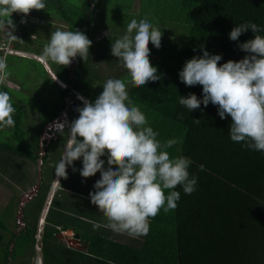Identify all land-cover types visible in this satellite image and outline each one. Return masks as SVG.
Masks as SVG:
<instances>
[{
  "label": "trees",
  "instance_id": "16d2710c",
  "mask_svg": "<svg viewBox=\"0 0 264 264\" xmlns=\"http://www.w3.org/2000/svg\"><path fill=\"white\" fill-rule=\"evenodd\" d=\"M180 1L184 9L193 5L196 8L185 14L181 9L177 16L170 14L166 19L177 22L170 27L178 34L177 41L167 44L166 38L159 49L152 44L149 46L156 56L150 63L157 67L159 80L149 81L144 86L132 85L129 73L121 63L120 73L102 76L98 72L101 65L98 67L90 62L80 65L76 60L78 55L75 62L73 59L67 66L60 65L57 72L61 80L71 84L89 101L99 96L107 79L124 80L132 104L149 119L148 125L159 133L157 138L162 143L170 139L177 141L167 149L170 157L183 155L192 160L188 171L197 177L196 191L186 195L177 186L175 190L180 192L177 207L168 212L161 210L150 218L147 235L130 239L124 233L119 234V238L105 227L108 221L104 218L100 221L97 214L88 213L89 221L88 217H82L87 211H82L81 199L92 188L95 177L100 178V173L82 178L79 174L82 163L74 161L77 171H70L66 179L59 178L45 213L40 235L43 264H264V153L231 141L228 134L231 118L221 119L217 106L209 103L204 107L202 104L199 109L188 112L178 102L180 96L187 97L190 93L198 98L202 95V86H185L178 78L186 60L203 54L201 46L209 54L222 56L218 66L229 60L238 61L246 55L238 44L254 38V33L248 30L238 41H231L229 33L245 22L264 26V0ZM45 3V9H33L29 13L56 15L68 24L69 31L85 33L93 29L94 0H82L77 6L67 0H45ZM22 14H11L14 25ZM258 34L264 36V32ZM103 36L94 43L95 60L108 65L120 62L97 44L106 40L107 35ZM178 43L182 46L177 53L164 54L169 50L176 51ZM0 91L9 94L16 109L15 126L11 127L12 133L5 140L12 143L0 141V173L16 182H26L27 174L17 167L18 157H25L35 164L40 159L38 169L41 172L36 185L29 186L30 190L24 191L17 197L19 199L10 198L7 202L8 224L5 219H0V264H11L34 250L37 218L57 165V157L50 159L48 148L56 138L54 125L65 109L67 92L61 90L57 100L44 107L43 119L35 135L27 139L18 101L12 100L10 89L3 83ZM178 112L184 114L183 119L177 118ZM76 118L77 115L69 116L66 122L70 124ZM193 120H200V123ZM50 127L52 131L47 130ZM63 138L61 140L65 141ZM49 162H52L51 166H44ZM44 169L51 170L49 177L44 174ZM167 192L165 190V195ZM93 206L90 205L88 210L93 212ZM15 207L17 211H9ZM94 224L98 226L94 228ZM67 227L78 236L83 244L81 248L68 247L59 241L57 233Z\"/></svg>",
  "mask_w": 264,
  "mask_h": 264
},
{
  "label": "clouds",
  "instance_id": "9594fccd",
  "mask_svg": "<svg viewBox=\"0 0 264 264\" xmlns=\"http://www.w3.org/2000/svg\"><path fill=\"white\" fill-rule=\"evenodd\" d=\"M45 8V0H0V32L8 40L17 39L12 34L15 25L11 14L27 15L30 10ZM25 22L22 18L21 23ZM248 30L254 33V38L238 44L246 53L238 61L229 60L218 66L222 56L209 54L203 46L201 56L185 61L178 78L185 86H202V95L198 98L190 93L187 97L180 96L178 102L188 112L199 109L202 104L204 107L209 103L217 106L221 119L231 118L230 140L264 153V36L258 34L264 32V26L255 22L241 23L230 31L229 39L238 41ZM161 36V28L151 20L132 19L124 35L112 42L111 55L128 71L132 85L144 86L160 79L157 67L150 63L148 45L151 42L159 49ZM91 43L78 30L57 29L44 46L41 59L64 66L77 55L86 60ZM4 51L11 50L5 47ZM6 69V60L0 57V84L9 75ZM102 88L94 101L77 96L83 106L75 109L79 115L70 124L66 121L55 123V130L68 137L55 175L66 179L68 167L77 171L73 166L77 160L82 163L79 169L82 178L93 177L99 172L100 178L93 184L89 198L107 217L105 227L133 238L144 236L149 232L150 218L161 210L168 212L177 207L180 192L176 187L190 195L196 191L197 177L188 171L192 164L190 158L170 157L167 149L177 141L170 139L162 143L157 138L159 133L132 104L124 80L109 78ZM15 111L9 94L0 91V130L15 126ZM177 118L183 119L184 114L178 112ZM193 122L199 124L200 120ZM200 169L204 170L203 165ZM165 190H168L167 195Z\"/></svg>",
  "mask_w": 264,
  "mask_h": 264
},
{
  "label": "rangeland",
  "instance_id": "374dc122",
  "mask_svg": "<svg viewBox=\"0 0 264 264\" xmlns=\"http://www.w3.org/2000/svg\"><path fill=\"white\" fill-rule=\"evenodd\" d=\"M69 4L73 6H77L81 3L82 0H67ZM95 2V9L93 13V19H92V26L93 29L100 30L99 28H104L105 30L97 37L100 38L102 35L106 36L107 38L105 41L97 43L105 48L106 54L111 55V44L116 39L120 38L124 35L126 32L127 24L132 20L136 19L137 21L147 18L151 20L154 24L159 25L161 28L162 36L161 41L163 42L167 38V44H174L178 39V34H175L176 32H173V30H170V27L175 25L177 22L175 20H169L166 19L169 17L170 14H172L174 17L178 15V11L182 10V13L185 14L187 11L192 12V9L196 8V5H193L191 7H188L184 9L182 3L180 0H94ZM181 19V18H180ZM59 21V20H56ZM59 23V22H57ZM56 31V30H55ZM169 31V33H168ZM54 32L53 30L48 31V42L50 39L51 33ZM89 31H85V35L88 37ZM90 34V33H89ZM103 36V37H104ZM179 44V43H178ZM177 44V45H178ZM151 45V42H149L148 47ZM176 45V46H177ZM182 46V43H180L177 46V50L173 49L174 51L169 50L168 52H165L164 54H168L170 52L177 53L179 48ZM170 49V48H169ZM150 58L153 59L156 56L151 53L153 50L150 48ZM3 53V50L0 51V54ZM115 57L112 56V59ZM11 60L8 63V66L6 69L7 72H9L10 75L14 74V70H16L17 73H20V71L27 69L28 61L26 59H23L22 61H19L15 58H10ZM101 68L98 69V72L101 73L102 76L109 75L113 76L115 73H117L120 70V62L115 63L113 65H108L105 62H101ZM99 67V66H98ZM27 76L26 73H22L19 75V79L21 81V85L25 86L20 90L15 91L14 96L21 100V103H18L19 108H21V115L24 117L23 120V127L26 130L25 136L27 139H30L35 135L36 128L38 126V121L41 119V113H38V109L36 108L39 103L43 101H47V99L53 101V99L50 97L53 92L55 91V86L51 84L50 81L46 80V77L44 75V72L40 70L33 71ZM37 73V74H36ZM120 73V71H119ZM118 73V74H119ZM44 76H43V75ZM116 75V74H115ZM48 81V83H46ZM61 83H64L62 81H57V85L60 87ZM62 86V85H61ZM47 89V92H46ZM63 90V89H62ZM25 102V103H24ZM81 104L82 102L79 101ZM23 106V109H22ZM149 123V119H147ZM180 130V128L177 129V131ZM12 133V128H4L3 130H0V141L7 142L11 144L10 141H5L8 137H10ZM17 140L14 141L13 144H15ZM33 139H31L30 143H32ZM67 144V143H66ZM43 154V150H42ZM23 158V166H17L20 169H24V171L27 174V181L26 182H16L13 178H10L7 174L2 175L0 173V219H5L6 223L8 224V210L2 209L7 205V202L10 198L16 199L17 197H20L22 193L25 191L30 190L31 185L35 184L39 181L36 179V172L39 171V163L40 159L38 161V164L30 162L27 158ZM105 159L106 158H102ZM105 168H107V164H105ZM14 171V169H11V172ZM52 179L55 180V187H58L59 185V177H56L55 174L52 175L50 182ZM49 182V183H50ZM8 190V191H7ZM19 199V198H17ZM81 199V198H79ZM47 200V201H46ZM50 202V201H49ZM48 199L46 198L43 204V209L40 211V215L38 216L37 220V228H36V242L34 246V252L30 254H25L22 257H18L15 260L12 261L11 264H43V256L41 254V248H40V235L41 231L40 229L43 227L45 218H44V211L46 212L47 207L49 205ZM20 203V202H19ZM2 209V210H1ZM17 211V208L15 207L10 208L9 211ZM41 221V222H40ZM11 225V222L9 223V226ZM60 238L64 239L65 237L73 235L72 233L68 234V231H59L57 233ZM61 235V236H60ZM72 237V236H71ZM74 237H77L74 235ZM139 239V237H136ZM65 245L70 247L66 240L63 242ZM2 245V244H0ZM73 248V247H72Z\"/></svg>",
  "mask_w": 264,
  "mask_h": 264
},
{
  "label": "crops",
  "instance_id": "0c3cea01",
  "mask_svg": "<svg viewBox=\"0 0 264 264\" xmlns=\"http://www.w3.org/2000/svg\"><path fill=\"white\" fill-rule=\"evenodd\" d=\"M22 18L26 21L25 23H21V19ZM56 20H59V21H56ZM57 22H59V23H57ZM57 29L69 31L68 24L65 21H63L60 17H58L56 15H52L51 16V15H44V14H39V13H37V14H30L29 13L27 15H23L22 14L17 19L16 25H15V30L12 32V34L17 39L8 40V38L4 35V33L0 32V46H2V49H3V53L0 54V57L4 58L6 60L7 66H8L9 61L11 60L10 58H15V59H17L19 61H22L23 59H26L28 61L27 69H24V70L20 71L21 74L22 73H26V75L28 76L32 72L31 70L36 72V71L41 69V71L44 72V75L47 76L46 80L50 81L51 84H53V86H55V91L50 96L53 99V101L47 99L46 102L43 101V102L39 103L38 106L36 107L38 109V111H39L38 113H41V119H39L40 121H38V126H39L41 120L43 119L44 107L54 103L57 100V97H58L59 93L62 90L56 84L57 80L62 81L61 78L58 75V72H57V70H59L61 66L58 65V64H55V63H53L51 61L45 62V61H43L41 59L43 48L48 43V38H49L48 31L49 30L55 31ZM99 29L100 30H97V28L88 30L90 34L88 33V37L87 38L89 40H91V42H92L91 46L89 48V57L86 60H82L80 57L78 59H76V60H78L80 65H83L86 62L96 63V64H98V66L102 65L101 62H99V60L98 61L95 60V58L97 59V55H96L97 51H96V48L94 47V43L102 38L103 35L100 38L97 39V37L105 30L103 27L99 28ZM5 47L10 49L11 51L6 53L4 51ZM0 51H2V50H0ZM76 60L74 58L73 62H75ZM21 74L17 73L16 70H14V74L13 75L9 74L7 76V78L3 82V84L10 89L12 100L18 101L19 103H21L22 101L17 99L14 96V93L17 90H20V88L22 89L23 87H25V86L21 85V81L18 78L19 75H21ZM48 81H46V83H48ZM46 92H47V89H46ZM80 94H81V92H80ZM22 109H23V106H22ZM23 120H24V117H22V122H21L22 127H23ZM67 123H69V122H67ZM47 130L52 131V128L50 127ZM36 131H37V128H36ZM65 131L67 132V128H65ZM54 135L56 136V138L49 145L48 154H49L50 159H53L54 157H57L56 160H57V163H58L59 160L61 159L62 155H63V152H64V149H65L68 137H67L66 133H65L64 136H62L56 130H54ZM62 137H64L63 139H65V141L61 140ZM22 160H23L22 157H18L16 159L17 165L20 166V167L23 166L22 165L23 164ZM51 161L53 162V160H51ZM52 162H49V163H47V165H44V166H48V165L51 166ZM115 166L116 165H113V167H115ZM21 170L24 171L23 168ZM67 170H68L67 176H69L70 175V171L72 172L73 170L70 169V167H68ZM50 171H51L50 169L49 170L48 169H44L43 170L44 174L48 175V177L50 176ZM40 173L41 172H39V171L36 172V179L37 180L40 177ZM54 174H55V172H54ZM95 179L98 180L97 177H95ZM44 180H46V179H44ZM50 180H51V178H50ZM55 184L56 183H55L54 179H52V181L49 183V190H48V193H47V196H46V198L48 199V202L50 201V198L52 197L53 190H54L53 187L55 186ZM93 190L94 189H93V186H92V188L89 189V191L86 192L87 195L84 198L81 199V207L84 208V209H82V211L83 212L87 211V213H83L82 214V217L83 218H85V216L88 217L87 214L90 213V215L97 214L98 216H100V221L103 218L105 220H107V217L102 215V213L96 208L95 205L91 209V210H93V212L88 210V208H90V205H93V204H91L90 198H89V192L93 191ZM2 209H5V207L2 208ZM69 212L70 211H66V213H69ZM45 213L46 212L44 211V217H45ZM89 220H90V218L88 217L87 221H89ZM66 221H68V220L66 219ZM41 229H40V231H41ZM64 231H68V233H70V232L72 233L73 230H72V228L67 227L66 229H64ZM111 234H114V232L112 231ZM120 235L115 233V236H119V238L121 237ZM128 237L130 239H136V237L135 238L130 237V236H128ZM60 242L63 243L62 241H60ZM34 246H35V244H34ZM40 248H41V243H40ZM33 252H34V250L31 253H33Z\"/></svg>",
  "mask_w": 264,
  "mask_h": 264
},
{
  "label": "built area",
  "instance_id": "2783aa9c",
  "mask_svg": "<svg viewBox=\"0 0 264 264\" xmlns=\"http://www.w3.org/2000/svg\"><path fill=\"white\" fill-rule=\"evenodd\" d=\"M23 15H25V14H23ZM61 85H60L61 89L66 90L67 94L64 97L65 109H64L63 113L60 115V117L56 123L68 121L67 119L69 116H76L77 115V117H78L79 113L75 109L77 107L83 106V104H81L79 102L81 100L77 99V96L83 97V95H81L75 88H73L71 86V84L61 83Z\"/></svg>",
  "mask_w": 264,
  "mask_h": 264
},
{
  "label": "water",
  "instance_id": "95a60500",
  "mask_svg": "<svg viewBox=\"0 0 264 264\" xmlns=\"http://www.w3.org/2000/svg\"><path fill=\"white\" fill-rule=\"evenodd\" d=\"M71 233V232H70ZM68 233V234H70ZM61 236V235H60ZM59 237V236H58ZM72 237L71 236H68V237H65L64 239L66 240L67 244L70 246V247H73V248H79L80 247V244H78L77 242L74 243L73 242V239H71Z\"/></svg>",
  "mask_w": 264,
  "mask_h": 264
},
{
  "label": "flooded vegetation",
  "instance_id": "af4514ba",
  "mask_svg": "<svg viewBox=\"0 0 264 264\" xmlns=\"http://www.w3.org/2000/svg\"><path fill=\"white\" fill-rule=\"evenodd\" d=\"M72 234H73V235H71V236H72V238H71V239H73V242H74V243H76V242H77L78 244H80V247H79V248H81L83 244L81 243L80 239H79V238H77V237H74V235H76V234H75L73 231H72ZM76 236H77V235H76ZM64 240H65V239H62V238H60V240H59V241H62V242H64Z\"/></svg>",
  "mask_w": 264,
  "mask_h": 264
},
{
  "label": "bare ground",
  "instance_id": "6f19581e",
  "mask_svg": "<svg viewBox=\"0 0 264 264\" xmlns=\"http://www.w3.org/2000/svg\"><path fill=\"white\" fill-rule=\"evenodd\" d=\"M51 73V72H50ZM53 75V74H52ZM56 78V77H55ZM58 81V80H57Z\"/></svg>",
  "mask_w": 264,
  "mask_h": 264
}]
</instances>
